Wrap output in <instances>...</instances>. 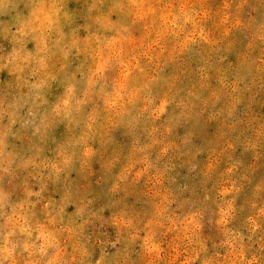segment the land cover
I'll use <instances>...</instances> for the list:
<instances>
[{
    "label": "rangeland",
    "instance_id": "obj_1",
    "mask_svg": "<svg viewBox=\"0 0 264 264\" xmlns=\"http://www.w3.org/2000/svg\"><path fill=\"white\" fill-rule=\"evenodd\" d=\"M0 264H264V0H0Z\"/></svg>",
    "mask_w": 264,
    "mask_h": 264
},
{
    "label": "clouds",
    "instance_id": "obj_2",
    "mask_svg": "<svg viewBox=\"0 0 264 264\" xmlns=\"http://www.w3.org/2000/svg\"><path fill=\"white\" fill-rule=\"evenodd\" d=\"M39 8H40V10L42 11V10H43V5H42V4L39 5Z\"/></svg>",
    "mask_w": 264,
    "mask_h": 264
}]
</instances>
